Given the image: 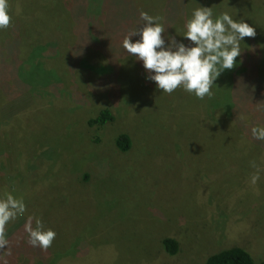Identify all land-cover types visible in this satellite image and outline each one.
<instances>
[{
	"label": "rangeland",
	"instance_id": "obj_1",
	"mask_svg": "<svg viewBox=\"0 0 264 264\" xmlns=\"http://www.w3.org/2000/svg\"><path fill=\"white\" fill-rule=\"evenodd\" d=\"M170 1L8 0L0 198L22 199L25 211L5 226L0 264H203L234 245L264 257V140L251 132L264 114L248 88L255 66L243 63L251 46L264 82V0ZM199 6L245 20L256 35L211 96L161 92L123 39L144 11L160 18L162 35L188 44L185 24ZM101 109L113 120L89 124ZM119 133L131 138L126 152ZM29 218L56 233L49 248L29 243ZM164 237L177 241L175 254Z\"/></svg>",
	"mask_w": 264,
	"mask_h": 264
},
{
	"label": "clouds",
	"instance_id": "obj_2",
	"mask_svg": "<svg viewBox=\"0 0 264 264\" xmlns=\"http://www.w3.org/2000/svg\"><path fill=\"white\" fill-rule=\"evenodd\" d=\"M142 27L126 35L122 47L142 62L146 78L153 81L161 92L171 94L176 89L193 94L199 99L211 96L212 87L224 70L233 69L241 55V43L245 37H255L256 31L245 20H236L228 12L215 15L212 7L199 6L192 11L182 35L188 44L173 35H162L165 27L159 17L141 11ZM11 22L8 0H0V29ZM133 37H138L133 41ZM252 136L264 140V126L251 129ZM254 168L255 164L252 165ZM259 169L251 176V183L259 180ZM25 211L22 199L11 194L0 198V248L7 245L5 226ZM33 220L35 224L33 226ZM29 243L33 247L47 249L56 233L45 228L42 221L29 218L26 224Z\"/></svg>",
	"mask_w": 264,
	"mask_h": 264
},
{
	"label": "trees",
	"instance_id": "obj_3",
	"mask_svg": "<svg viewBox=\"0 0 264 264\" xmlns=\"http://www.w3.org/2000/svg\"><path fill=\"white\" fill-rule=\"evenodd\" d=\"M25 2H27L28 0H24ZM165 3L167 4V6L169 7H172V4L170 0H165ZM125 4H128L127 2ZM174 8V6H173ZM9 28H5V30ZM4 30V31H5ZM2 31V30H0ZM258 32V31H257ZM1 34V32H0ZM259 34V39L261 38V34L260 32H258ZM248 42H246L245 40L243 41L244 45L241 46V48H243L244 46H246L247 44L250 43V39H248L247 37L245 38ZM256 45V44H254ZM259 45V44H258ZM92 47H97V46H92ZM254 49H252V47L250 46V50L249 51H244V56H243V63L244 65H247L248 62L251 63V66H255L253 69H252V73H253V80H254V84L253 86H249V90H253L254 92H256L255 95H257V98L260 102L259 104L257 103L259 109H260V112L262 114H264V103L261 102V99H262V91L264 90V82H260V78L256 77V74L257 72H254L253 70L257 68V71H258V66L257 65L259 62H252L251 60H249V57H250V54L251 52L253 51ZM84 57V56H83ZM39 59V58H38ZM82 57L78 60L80 64L81 61H82ZM262 66L260 65V68ZM242 70V69H241ZM243 80H248V77L247 76H244L242 78V81ZM241 81V82H242ZM247 88V89H248ZM260 90V93L258 92V90ZM251 94V98H253L254 96H252V93ZM261 95V96H260ZM249 98V97H248ZM245 109V107H244ZM249 109V108H248ZM247 109V111H248ZM113 120V115L111 114V112L108 110V109H101L99 111V113L93 117V118H90L88 120L89 124L91 125H98V126H101V125H104L105 123L109 122V121H112ZM131 138L129 137V135L127 133H119L116 138H115V145H116V148L119 150V151H122V152H126L128 151L130 148H131ZM162 243H163V246H164V249L165 251L172 255V254H175L177 251H178V244H177V241L172 238V237H164L163 240H162ZM203 264H264V257L260 258L258 262H255L253 260V257L251 256V254L245 250L243 247H240V246H230L228 248H224L218 252H215L211 255H209L206 260L204 261Z\"/></svg>",
	"mask_w": 264,
	"mask_h": 264
}]
</instances>
